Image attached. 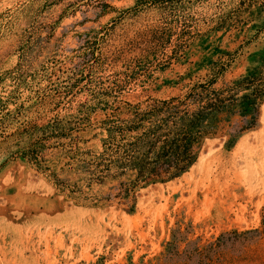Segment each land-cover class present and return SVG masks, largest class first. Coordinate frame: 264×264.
I'll return each instance as SVG.
<instances>
[{"label":"rangeland","instance_id":"rangeland-1","mask_svg":"<svg viewBox=\"0 0 264 264\" xmlns=\"http://www.w3.org/2000/svg\"><path fill=\"white\" fill-rule=\"evenodd\" d=\"M207 81L264 83V0H0V264H264L263 98L131 210L105 195L132 171L83 167L107 122Z\"/></svg>","mask_w":264,"mask_h":264},{"label":"trees","instance_id":"trees-1","mask_svg":"<svg viewBox=\"0 0 264 264\" xmlns=\"http://www.w3.org/2000/svg\"><path fill=\"white\" fill-rule=\"evenodd\" d=\"M212 82L195 83L180 98L153 101L143 110L132 111L127 120L106 123L99 152L85 160L83 167L95 173L97 180L109 176L110 170L115 174L133 172V177L119 182L106 199H120L118 203L131 210L137 186L179 175L194 161L200 138L213 129L219 115L225 120L228 113L248 116L237 131L251 126L257 99H264V83L236 81L217 89ZM233 88L244 93L236 95Z\"/></svg>","mask_w":264,"mask_h":264}]
</instances>
